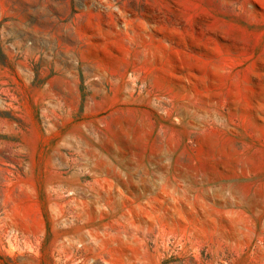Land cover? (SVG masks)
Returning a JSON list of instances; mask_svg holds the SVG:
<instances>
[{"label":"rangeland","instance_id":"1","mask_svg":"<svg viewBox=\"0 0 264 264\" xmlns=\"http://www.w3.org/2000/svg\"><path fill=\"white\" fill-rule=\"evenodd\" d=\"M0 264H264V0H0Z\"/></svg>","mask_w":264,"mask_h":264}]
</instances>
